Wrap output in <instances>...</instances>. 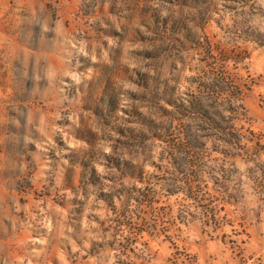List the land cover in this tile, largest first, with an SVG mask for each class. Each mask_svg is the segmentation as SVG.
<instances>
[{
  "label": "rangeland",
  "instance_id": "1",
  "mask_svg": "<svg viewBox=\"0 0 264 264\" xmlns=\"http://www.w3.org/2000/svg\"><path fill=\"white\" fill-rule=\"evenodd\" d=\"M0 264H264V0H0Z\"/></svg>",
  "mask_w": 264,
  "mask_h": 264
}]
</instances>
